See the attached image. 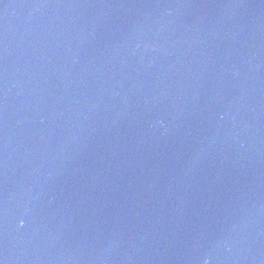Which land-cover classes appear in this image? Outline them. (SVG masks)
Instances as JSON below:
<instances>
[{
  "label": "water",
  "instance_id": "95a60500",
  "mask_svg": "<svg viewBox=\"0 0 264 264\" xmlns=\"http://www.w3.org/2000/svg\"><path fill=\"white\" fill-rule=\"evenodd\" d=\"M0 264H264V0H0Z\"/></svg>",
  "mask_w": 264,
  "mask_h": 264
}]
</instances>
